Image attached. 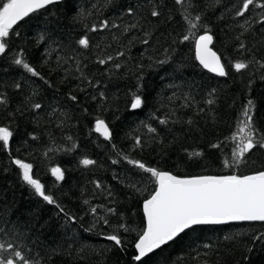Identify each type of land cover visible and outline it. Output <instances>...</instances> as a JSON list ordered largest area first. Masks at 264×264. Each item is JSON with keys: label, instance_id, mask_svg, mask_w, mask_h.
I'll list each match as a JSON object with an SVG mask.
<instances>
[{"label": "trees", "instance_id": "1", "mask_svg": "<svg viewBox=\"0 0 264 264\" xmlns=\"http://www.w3.org/2000/svg\"><path fill=\"white\" fill-rule=\"evenodd\" d=\"M241 6L242 0H60L15 25L0 56V98L7 101L0 126L13 132L9 147H0V242L41 264H137L134 241L155 183L129 160L180 177L264 171L259 144L238 166L224 164H232L239 140L233 134L249 100L254 139H264V10L250 6L237 16ZM153 10L161 15L152 17ZM196 15L198 27L189 31L185 17ZM205 31L224 77L195 59V39ZM84 37L87 49L78 44ZM20 54L39 76L15 65ZM240 61L249 66L237 72ZM135 95L143 100L139 109L131 108ZM97 119L108 125L110 140L95 132ZM85 158L95 163L84 166ZM14 159L33 165L63 213L22 181ZM57 166L63 181L51 175ZM113 233L122 248L105 239ZM143 264H264V223L194 227Z\"/></svg>", "mask_w": 264, "mask_h": 264}, {"label": "snow or ice", "instance_id": "2", "mask_svg": "<svg viewBox=\"0 0 264 264\" xmlns=\"http://www.w3.org/2000/svg\"><path fill=\"white\" fill-rule=\"evenodd\" d=\"M59 2L60 0H0V56L5 55L9 50L8 38L13 32L14 25L23 21L30 14ZM175 2L183 4L185 0H175ZM250 6L264 10V3H257V0H242V6L236 15L243 16L250 10ZM129 13L131 14V10ZM160 15L161 13L157 10L151 12L152 17H159ZM185 19L189 25V31H191V29L198 27L193 19L198 22L201 17L199 15L194 18L186 16ZM261 23H264V19L261 20ZM103 26L107 27V22H104ZM95 30L93 28V31ZM189 38V35H184L182 41H188ZM213 39V36L207 31L195 39V59L203 69L224 77L227 75L225 64L222 63L221 56L210 47L213 44ZM143 43L147 44L148 40H144ZM78 44L87 49L89 40L86 37L80 38ZM108 59L110 60L111 57ZM165 62L160 61L159 63ZM14 63L31 73L32 76H39L36 69L22 58V54L14 59ZM99 63L104 64L106 61L100 60ZM248 66V63L243 61L233 65L237 72L246 69ZM116 67L118 68L119 65ZM19 87L20 85L17 84L16 88ZM71 99L76 100V97L72 96ZM6 103V99L0 98V104ZM142 103L141 96L135 95L131 101V108L139 109ZM208 103L211 104L212 101L209 100ZM32 107L38 110L42 105L34 103ZM253 107V101L249 100L247 107L243 110V118L239 121L242 126H238L237 133L233 134L234 140L239 134V140L232 153V164L226 160L224 162L225 167L238 166L245 154L253 150L257 144L264 148V139L261 141L254 139L256 130L251 114ZM160 123L165 124L167 121L160 120ZM94 130L105 139L110 140L112 137V133L103 119L96 120ZM149 131L155 132V129L149 128ZM12 137L13 132L9 127L0 126V142H2L0 147L7 149ZM140 143L141 141L137 139L136 144L140 145ZM193 155H200V153ZM12 163L22 170V181L30 186L36 196L48 205L55 206L60 213L64 212L55 198L47 194L45 185L39 179L34 178L32 164L20 159H14ZM80 163L88 166L93 165L95 161L85 158ZM128 163L142 170L143 173L150 174V178L155 183L154 191L143 201L144 224L134 241L136 255L133 259L137 264H143L144 258L148 257L149 254L170 242H174L187 230L193 229L194 226L218 225L229 221H264V171L251 175L180 177L170 172L148 167L138 160H129ZM50 171L56 181L65 179V173L59 166L52 167ZM96 188H101L98 182ZM109 211L114 210L109 209ZM91 212L95 214L97 209L93 207ZM68 219L72 222L76 220L73 216H69ZM104 222L107 224V220ZM121 227H124L125 231H130L124 225ZM2 230L0 229V231ZM105 239L113 242L117 247H123V239L118 234H108ZM0 252L8 253L7 256L0 255V264H41L39 259H28L22 251L17 249L15 244L10 242H0Z\"/></svg>", "mask_w": 264, "mask_h": 264}, {"label": "water", "instance_id": "3", "mask_svg": "<svg viewBox=\"0 0 264 264\" xmlns=\"http://www.w3.org/2000/svg\"><path fill=\"white\" fill-rule=\"evenodd\" d=\"M48 7V6H47ZM46 7V8H47ZM41 10H43V9H41ZM38 11H40V10H38ZM33 14V13H32ZM31 15V14H30ZM19 23V22H18ZM17 23V24H18ZM15 26V25H14ZM210 47H212V45H210ZM194 51H195V48H194ZM197 61V60H196ZM197 63H198V65H199V62L197 61ZM200 66V65H199ZM201 68H202V66H200ZM203 69V68H202ZM204 71H206V72H208L209 74H211V75H213V76H215V77H219V78H221L220 76H218V75H216L215 73H211V72H209L208 70H206V69H203ZM99 134V133H98ZM100 135V134H99ZM100 136H102V135H100ZM103 137V136H102ZM104 138V137H103ZM142 212H143V205H142ZM143 216H144V214H143ZM238 223H264V221H229V222H226V223H223V224H218V225H200V226H220V225H228V224H238ZM194 227H197V226H194ZM171 243V242H170ZM168 245V244H167ZM166 246V245H165ZM162 247H164V246H162ZM161 247V248H162ZM157 250H159V249H157ZM157 250H155L154 252H156ZM153 252V253H154ZM152 254V253H151ZM150 255V254H149Z\"/></svg>", "mask_w": 264, "mask_h": 264}]
</instances>
